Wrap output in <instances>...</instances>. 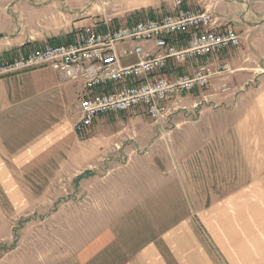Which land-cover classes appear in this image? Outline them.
Instances as JSON below:
<instances>
[{
  "label": "crops",
  "instance_id": "0c3cea01",
  "mask_svg": "<svg viewBox=\"0 0 264 264\" xmlns=\"http://www.w3.org/2000/svg\"><path fill=\"white\" fill-rule=\"evenodd\" d=\"M253 15L244 3L219 17L244 34L250 32L247 25ZM13 24L0 7V59L20 53L25 43L6 34ZM209 87L170 98L173 113L193 101L196 107L209 95L217 99L219 94H205ZM83 89L82 80H65L50 65L0 78V240L13 237L17 221H44L39 215L26 216L48 207L56 210L45 221L57 228L35 229L30 236H24L26 228L19 231L25 241L4 251L0 264H264V121L257 141L245 147L230 141L226 153L219 150L223 135L218 133L223 128L209 138L196 137V149L191 151L187 146L116 150L111 144H119L118 136L90 135L108 131L106 119L98 118L85 138L78 136L75 122ZM140 112L148 116L144 109ZM132 124L145 127L140 120ZM174 141L189 139L181 136ZM231 155L244 161L220 165L219 159ZM191 157L200 166H185ZM209 158L215 165L205 166ZM175 164L177 174H171ZM102 166H108L107 173L98 171ZM188 171L206 175L209 171L211 177L191 183ZM60 176L76 182L72 198L52 197L57 190L52 184ZM36 183L41 186L33 191ZM200 183L206 191L204 199L199 195ZM188 207L195 210L187 211Z\"/></svg>",
  "mask_w": 264,
  "mask_h": 264
},
{
  "label": "rangeland",
  "instance_id": "374dc122",
  "mask_svg": "<svg viewBox=\"0 0 264 264\" xmlns=\"http://www.w3.org/2000/svg\"><path fill=\"white\" fill-rule=\"evenodd\" d=\"M6 1L9 2L2 4L0 1V7L9 13L14 22L12 29L6 34L18 36L22 42H25L22 44L23 46L19 47L20 52L45 43H56L69 39L72 33L74 34L86 24L89 25L103 20L105 17L113 18L114 22L125 23L140 15L161 16L173 12L172 0ZM218 1H221L218 6L220 12H217L218 16L220 14L227 16L232 9L235 10L237 6L244 3L247 8L250 7L254 11L253 19L248 20L247 25V29L250 32L248 31L244 34L241 31L239 32L242 37L241 44L237 47L226 48V51L224 50L216 58L217 63L228 59L233 67L231 73L216 75L209 83L210 87L207 88L205 94H215L216 96L219 94L218 98L214 99L209 95L208 99L200 104L198 103L196 107H192L195 102L193 101L191 106L186 104L187 108L177 109L171 116L162 121L152 120L141 113L140 110H143V107L136 108L138 112H130L129 110L107 113L104 114V118L101 116L100 119L110 121L109 127H106L108 131H92L90 135L107 133L118 136L119 144H111L116 150L133 149L138 152L152 149L179 150L181 149L179 147L184 148L186 146L187 151L195 150L197 145L196 137L200 138L201 135H207L209 138L216 130H222V128L221 133H218L223 135L221 138L223 142L219 145V150L225 153L230 151L227 147V144L231 146L230 141L234 143L241 142L239 146L245 147L249 141L258 140V136L263 134L262 123L264 121V54L260 52L262 51L261 46L264 45V0H186L192 8L204 7L209 3L216 6ZM225 6L228 9L227 13L224 12L226 11L224 9ZM232 25L236 28L234 24ZM143 43L149 45L151 42L143 41ZM130 60H133V57ZM196 65L197 62L193 59L181 66L180 71L186 74L192 73ZM211 88H214V90L211 91ZM132 120L142 121L145 127H136L132 124ZM258 120L261 122L259 123ZM117 123L123 126L118 127L116 126ZM222 125L226 127H222ZM116 129L118 132H114ZM138 129L143 131L138 132ZM181 136H187L189 142L178 143L174 141L179 140ZM170 140L172 141L169 144ZM207 142L206 148L209 149L210 141L208 140ZM231 151L235 150L231 147ZM227 156L219 159L220 165L228 160L235 161L236 165L244 161L243 157L233 158L231 155L227 158ZM188 161L189 163L185 166H200L196 157H191ZM251 161L256 160L252 159ZM204 163L205 166L209 167L212 164L215 165V160L213 161L209 158L204 160ZM98 171L107 173L108 166H102L98 168ZM188 172H191L187 176L190 178L191 183L195 181L202 182L203 178L206 177L209 181L211 177L209 171H207L208 175L198 174L197 171ZM171 174H177L176 164L171 166ZM42 177L47 178L48 176L44 175ZM71 180L72 177L60 176L57 184H52L53 190L57 187L52 197L58 194L60 199L72 198L76 194V192H72L76 182H71ZM200 184H202V191L199 195H202L204 199L206 191L203 183ZM36 186L41 185L34 184V187L32 186L33 191H36ZM48 197H51L50 193ZM55 210L56 208L54 207H48L41 212L30 213L29 217L26 216V219H31L35 215L42 216L44 221L40 223H25V220L15 222L12 230L13 237L7 242L0 240V259L4 251L19 245L22 239L18 232L24 230V228L28 230V234L24 236H30L35 229L44 232L50 231V227L52 230L57 229L56 224L45 221L46 217H49ZM193 210L195 208L188 207L187 211L192 212ZM64 211L66 212L67 209L64 208ZM206 239L209 241L208 237ZM22 241L24 242L25 240L23 239ZM214 250L215 252L217 251L215 248Z\"/></svg>",
  "mask_w": 264,
  "mask_h": 264
},
{
  "label": "built area",
  "instance_id": "2783aa9c",
  "mask_svg": "<svg viewBox=\"0 0 264 264\" xmlns=\"http://www.w3.org/2000/svg\"><path fill=\"white\" fill-rule=\"evenodd\" d=\"M172 6L171 13L140 15L125 23L105 17L69 39L21 50L0 59V78L50 65L65 80H82L75 122L80 138L107 113L143 107L149 117L162 121L173 114L170 98L231 73V62L217 63L216 58L242 42L213 4L192 8L186 0H172ZM193 59V72L182 73L180 67Z\"/></svg>",
  "mask_w": 264,
  "mask_h": 264
}]
</instances>
